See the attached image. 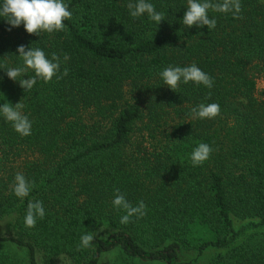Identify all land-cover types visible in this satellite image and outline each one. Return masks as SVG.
Masks as SVG:
<instances>
[{
	"label": "trees",
	"instance_id": "obj_1",
	"mask_svg": "<svg viewBox=\"0 0 264 264\" xmlns=\"http://www.w3.org/2000/svg\"><path fill=\"white\" fill-rule=\"evenodd\" d=\"M128 2L65 0V29L39 36L0 17V65L21 66L20 45L70 57L27 92L0 69V105L20 102L31 121L21 136L0 115V223L13 219L15 229L0 243L26 248L28 264L39 251L47 264L62 253L103 264L112 252V264H185V251L208 249L219 250L209 264H264V0H240V18L209 10L212 30L182 24L187 0H147L164 14L159 25L132 18ZM193 63L211 89L163 84L164 68ZM201 103L220 114L192 119ZM200 143L213 151L193 166ZM18 172L34 182L23 200L10 190ZM116 189L133 206L142 200L146 215L121 224ZM37 200L46 215L26 228ZM86 233L91 247L78 250ZM0 264L23 263L0 253Z\"/></svg>",
	"mask_w": 264,
	"mask_h": 264
},
{
	"label": "clouds",
	"instance_id": "obj_2",
	"mask_svg": "<svg viewBox=\"0 0 264 264\" xmlns=\"http://www.w3.org/2000/svg\"><path fill=\"white\" fill-rule=\"evenodd\" d=\"M129 14L132 18H139L147 14L151 21L159 23L165 19L164 14L157 12L152 3L147 0H129L127 4ZM209 10L218 13H233L235 18H240L241 12L240 0H187V10L185 11L182 24L187 27L196 25L198 27L207 26L209 30L216 27V20L209 18ZM0 17L13 27L23 24L28 34L39 36L40 33H54L65 29L64 21L71 19L72 12L65 0H0ZM11 28L9 29V31ZM17 52L21 57L23 64L18 67H8L0 65V69L6 70L7 77L13 81H19L20 86L25 92L31 90L36 84L37 79L48 83L57 75L61 67V63H67L70 59L65 53L63 58L52 53L49 59L45 52L39 48L29 47L27 50L24 45L17 48ZM29 71L34 73L27 79L24 77ZM68 69L65 67L62 76H67ZM163 84L167 85L171 90L176 91L180 83L188 84L192 82L196 85H204L211 89L213 87V79L204 71H202L195 63L189 66H171L164 68L159 73ZM62 76L57 78H62ZM177 92V91H176ZM211 93H209V96ZM24 105L20 102L15 105L11 103H3L0 105V115L10 122L16 132L21 136L31 134V121L28 116L23 114ZM220 114V106L217 103L204 104L201 103L191 109L192 119H214ZM213 149L206 143H200L193 149L190 160L193 166L202 165L212 153ZM34 182H29L22 173H16L14 183L10 186V190L21 200L27 197L33 187ZM116 195L112 201L113 207L117 210L123 209L125 214L121 216L120 223L128 224L131 218H142L146 215V204L141 200L138 205L133 206L128 202L125 195L119 189L115 190ZM45 208L42 201H29L27 204L26 215L24 217V225L26 228H34L37 219L45 217ZM94 236L90 233L83 234L80 237V243L77 249H87L91 247ZM115 252L108 254L111 259Z\"/></svg>",
	"mask_w": 264,
	"mask_h": 264
},
{
	"label": "rangeland",
	"instance_id": "obj_3",
	"mask_svg": "<svg viewBox=\"0 0 264 264\" xmlns=\"http://www.w3.org/2000/svg\"><path fill=\"white\" fill-rule=\"evenodd\" d=\"M21 28V26L14 27L15 30ZM264 86V82H259V89ZM85 116H89V112L85 111ZM13 219L4 220L0 223V236H15ZM249 232H245L242 234V239L248 238ZM219 250L216 249H208L205 254L201 256H197V252L193 250L185 251L182 255L183 261L185 264H209L210 260L217 254ZM0 253L8 255L12 262L28 264V251L26 248L19 247L11 242H1L0 243ZM108 254L103 259V264H112L117 260V254L108 259ZM53 264H76L71 257L62 253L55 257L52 261ZM38 264H47L46 259L44 258V254L39 251L38 253Z\"/></svg>",
	"mask_w": 264,
	"mask_h": 264
}]
</instances>
